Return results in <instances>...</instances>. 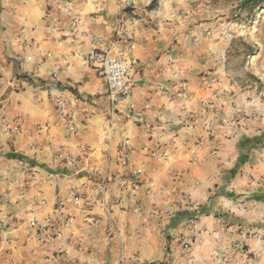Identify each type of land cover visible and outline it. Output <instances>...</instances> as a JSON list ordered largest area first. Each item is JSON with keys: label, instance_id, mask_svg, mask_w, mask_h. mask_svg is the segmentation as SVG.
<instances>
[{"label": "crops", "instance_id": "crops-1", "mask_svg": "<svg viewBox=\"0 0 264 264\" xmlns=\"http://www.w3.org/2000/svg\"><path fill=\"white\" fill-rule=\"evenodd\" d=\"M89 10L74 0H0V194L21 184L8 178L22 179L21 192L34 195L32 201L18 199L29 205L24 215L43 226L28 233L19 229L10 239L0 230V264H56L60 240L83 257L90 233L100 242L115 241L119 229L133 230L151 218L163 222L168 234L178 232L174 243H194L202 237L199 219L215 222L205 211L216 208L212 200L225 185V170L232 168L230 139L205 112L191 114L183 100H196L197 94L188 93L195 80L182 83L185 73L176 72L177 64L166 65L162 58L151 62L152 45L133 52L140 57L131 69L134 90L116 117L131 138L130 149L124 141L116 143V128L111 140L98 137L101 130L106 136L109 102L105 81L88 70L86 56L93 46L88 35L108 39L100 45L106 49L118 11L114 7V13L97 17ZM58 100L74 117L76 131L67 127ZM126 154L129 171L140 172L133 189L118 183L125 174L121 157ZM216 171H223L222 185ZM105 186L113 210L109 216L99 194ZM171 198L194 206L183 204L181 212L172 213ZM194 252L186 256L191 262ZM247 252L250 257L243 254V264H264V252Z\"/></svg>", "mask_w": 264, "mask_h": 264}, {"label": "rangeland", "instance_id": "rangeland-1", "mask_svg": "<svg viewBox=\"0 0 264 264\" xmlns=\"http://www.w3.org/2000/svg\"><path fill=\"white\" fill-rule=\"evenodd\" d=\"M74 1L86 10L91 9L89 11L97 17L110 15L117 7L114 33L109 38L108 47L115 55L122 54L133 62V70L136 60L140 59L134 53L145 51L152 45L155 53L151 62L162 58L166 65L180 66L176 72L185 73L180 79L182 83L194 79L196 87L188 93L197 94L196 100L184 98L183 101L191 114L203 111L211 122L223 126L226 138L230 139V154L234 161L231 162L232 168L225 170V185L212 200L217 209L205 211L209 212V218H216L215 222H207L203 217V223L199 219L202 234L199 241L192 243L190 239L183 245L176 244L174 239L178 232L173 230L168 234L170 231L164 230L163 222L151 218L149 224L139 225L133 230L119 229L115 241L104 238L100 242L98 236L94 238L90 233V238L85 239L87 246L83 252L86 256L83 257L79 255L78 248L77 251L72 250L66 247L68 243L65 240H60L54 252L56 264H65L66 261L70 264H130L131 261L134 264H243L242 255L250 257L248 250L263 253L264 0H138L136 7L124 11L118 10L117 0ZM120 19L124 26L117 37ZM104 39L107 42L108 39ZM88 70L96 76L91 67ZM74 94L82 99L77 91ZM183 117L186 118L187 113H183ZM99 118L95 117L94 121L101 122L102 118ZM104 119L105 130H108V115ZM129 119H123V122L126 124ZM88 124L93 123L89 120ZM114 127L116 132L118 130L114 136L116 143L124 141L127 134L123 133L122 122H117ZM98 137L103 141L105 131L101 130ZM222 172L218 175L216 171L215 177L220 185ZM7 180L14 185L21 183L18 188L10 187L0 194V230L10 239L20 233L19 229L28 233V229L34 227L32 224L35 222L37 226L39 222L32 216L26 218L24 212H28L26 207L29 205L18 201L34 200L31 190L23 194L22 179L12 177ZM99 194L102 198V191ZM187 197L191 200L190 193ZM106 201L105 205L102 200L101 203L109 216L113 210L107 194ZM170 201H173L172 213L181 212L184 205L194 206L191 201L183 203L173 198ZM132 220L129 217V222ZM20 221L24 223L21 225ZM230 222L234 224L229 225ZM230 226L234 227L231 229ZM38 227L43 229L41 225ZM5 249L8 253L13 251V247ZM93 251L96 253L91 256ZM192 252L195 255L193 262L186 258Z\"/></svg>", "mask_w": 264, "mask_h": 264}, {"label": "built area", "instance_id": "built-area-1", "mask_svg": "<svg viewBox=\"0 0 264 264\" xmlns=\"http://www.w3.org/2000/svg\"><path fill=\"white\" fill-rule=\"evenodd\" d=\"M138 2V0H117L118 10L124 11L125 9L136 7ZM74 21H77V19H74ZM123 26V20L120 19L116 28L117 37H119V35L123 32ZM88 36L93 46L86 56V61L95 71L96 75L103 79L107 85L109 128L106 132V140H111L115 133V119L120 112L119 105L122 101L128 98L134 90V83L131 78V69L134 64L133 62L128 61V59L122 54L115 55L112 52L111 47H107L106 49L101 48L100 45L105 41L104 37L95 35L94 33H90ZM162 90L164 93L168 91L164 87ZM57 102V108L65 120L67 127L71 131H76L77 124L74 118L70 116L68 112H65L63 102L61 100H58ZM123 145L124 147L130 149V138H126ZM121 163L123 168H125V174L121 177L118 183L123 185L125 188L129 187L130 189H133L138 183L140 172L129 171L127 154L121 157ZM107 190L108 188L105 186L102 191L103 195L101 200L104 205L107 204ZM32 225L37 227L35 222ZM41 230L42 227H38V231Z\"/></svg>", "mask_w": 264, "mask_h": 264}, {"label": "trees", "instance_id": "trees-1", "mask_svg": "<svg viewBox=\"0 0 264 264\" xmlns=\"http://www.w3.org/2000/svg\"><path fill=\"white\" fill-rule=\"evenodd\" d=\"M259 200L263 201V199H259Z\"/></svg>", "mask_w": 264, "mask_h": 264}]
</instances>
